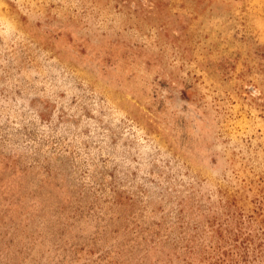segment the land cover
<instances>
[{
    "label": "rangeland",
    "instance_id": "rangeland-1",
    "mask_svg": "<svg viewBox=\"0 0 264 264\" xmlns=\"http://www.w3.org/2000/svg\"><path fill=\"white\" fill-rule=\"evenodd\" d=\"M0 264H264V0H0Z\"/></svg>",
    "mask_w": 264,
    "mask_h": 264
}]
</instances>
